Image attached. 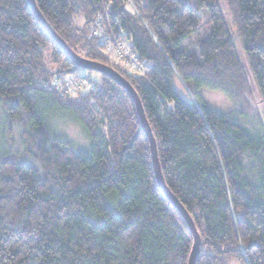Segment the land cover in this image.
<instances>
[{"label":"trees","instance_id":"16d2710c","mask_svg":"<svg viewBox=\"0 0 264 264\" xmlns=\"http://www.w3.org/2000/svg\"><path fill=\"white\" fill-rule=\"evenodd\" d=\"M224 2L230 19L221 0H36L77 55L110 66L139 95L166 185L201 237L196 264H264V135L203 98L248 104L258 93L264 106V0ZM202 19L207 39L188 50ZM121 42L124 58L114 52ZM0 99L23 127L21 152L0 156V264L190 263L193 233L157 182L132 96L75 65L28 0H0ZM55 108L76 116L90 151L51 136Z\"/></svg>","mask_w":264,"mask_h":264},{"label":"rangeland","instance_id":"374dc122","mask_svg":"<svg viewBox=\"0 0 264 264\" xmlns=\"http://www.w3.org/2000/svg\"><path fill=\"white\" fill-rule=\"evenodd\" d=\"M221 3L227 19H230V15L224 0H221ZM75 23L79 28H82L84 25V20L81 17H78L76 18ZM200 25L201 28L199 33L186 43V48L188 50L195 49L200 41L207 39L209 34V25L206 22V19H202ZM231 29L241 58L247 65L246 57L242 45L240 44V40L237 37L234 28L231 27ZM118 47L119 48L114 51L116 55L120 56L121 58H124L128 55L129 51L125 50V42L118 44ZM123 55L125 56L123 57ZM113 60L115 59L113 58ZM128 65V72H130L132 76H142L144 74L143 67H140L138 63L129 64V62H126L125 67ZM86 75L89 77L94 76L95 78H98V75L92 74L91 72ZM84 85L85 83L81 82V86ZM174 87L180 97H182V99H184L186 102L190 103V94L187 91H184L185 89L182 88L183 86H181L180 83L174 81ZM203 98L206 105L216 111H236L238 113H242L241 118L245 121V123L258 134L264 135V106L258 93L249 97L248 104L239 95H234L233 99L231 100L221 92L208 90L203 91ZM45 124L47 130L50 132L53 138L67 142L74 150L90 151V139L83 126L73 113L66 112L60 108H55L53 109L52 114L46 118ZM22 128L23 127L20 124L15 123L12 125L9 122L5 112L4 103L0 99V156L7 153L10 154V152H21L23 149V145H21ZM231 264L242 263L238 260H235Z\"/></svg>","mask_w":264,"mask_h":264},{"label":"water","instance_id":"95a60500","mask_svg":"<svg viewBox=\"0 0 264 264\" xmlns=\"http://www.w3.org/2000/svg\"><path fill=\"white\" fill-rule=\"evenodd\" d=\"M29 5L35 14L38 22L41 24V26L44 28V30L50 35V37L53 39L56 45H58L65 55L70 58L75 65H77L80 68L83 69H89L98 71L100 73H103L110 78H112L115 82H117L120 86L124 87L129 94L132 96L133 100L135 101L138 115L141 120V124L143 127V130L148 136V139L150 141L151 145V154L155 169V174L157 178V182L163 191L164 195L168 198V200L178 209V211L181 213L183 218L186 220L187 224L190 227V230L193 233L194 239H195V246L194 250L192 252L190 263L189 264H196V260L200 253V246H201V237L197 231V228L195 226V223L193 219L191 218L188 211L185 209V207L180 203V201L176 198L174 194L170 191L168 186L166 185L164 175L162 172V168L160 165L159 155H158V148H157V142L155 139V136L153 134L152 128L148 122V119L146 117L141 99L133 86L116 70L111 68L108 65L101 64V63H88L84 59H82L79 55H77L68 45L67 43L52 29V27L49 25V23L46 21L42 13L40 12L36 0H28Z\"/></svg>","mask_w":264,"mask_h":264},{"label":"built area","instance_id":"2783aa9c","mask_svg":"<svg viewBox=\"0 0 264 264\" xmlns=\"http://www.w3.org/2000/svg\"><path fill=\"white\" fill-rule=\"evenodd\" d=\"M134 64H136L135 62H134ZM129 66V65H128Z\"/></svg>","mask_w":264,"mask_h":264}]
</instances>
